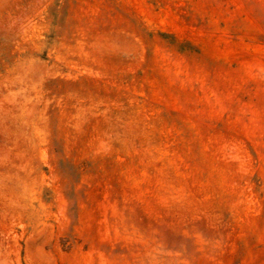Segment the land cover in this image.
<instances>
[{
  "label": "rangeland",
  "instance_id": "374dc122",
  "mask_svg": "<svg viewBox=\"0 0 264 264\" xmlns=\"http://www.w3.org/2000/svg\"><path fill=\"white\" fill-rule=\"evenodd\" d=\"M0 264H264V0H0Z\"/></svg>",
  "mask_w": 264,
  "mask_h": 264
}]
</instances>
